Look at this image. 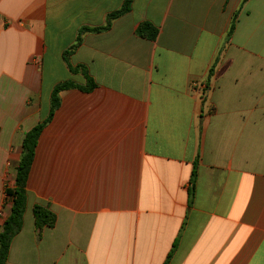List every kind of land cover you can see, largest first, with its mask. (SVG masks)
<instances>
[{"label": "crops", "instance_id": "0c3cea01", "mask_svg": "<svg viewBox=\"0 0 264 264\" xmlns=\"http://www.w3.org/2000/svg\"><path fill=\"white\" fill-rule=\"evenodd\" d=\"M125 3L0 0V230L43 125L7 264H264V0H131L84 31Z\"/></svg>", "mask_w": 264, "mask_h": 264}, {"label": "trees", "instance_id": "16d2710c", "mask_svg": "<svg viewBox=\"0 0 264 264\" xmlns=\"http://www.w3.org/2000/svg\"><path fill=\"white\" fill-rule=\"evenodd\" d=\"M131 0H126L125 7L111 14L108 18L107 25L102 28H85L84 31L100 32L107 30L111 26V22L121 16L122 14L129 11ZM232 30V29H231ZM138 34L150 40H153L157 36V29L149 23L142 24L138 29ZM81 38H79V43ZM78 68L72 69L73 72L77 71ZM73 87V84L66 82L58 85L52 96V107L51 115L54 110L59 107V93L60 91ZM95 83L90 79L88 89H93ZM87 89V90H88ZM43 128V125H38L26 134L23 140V154L21 160L16 168L15 184L12 188L6 189V195L12 199V209L10 216L4 222L0 230V264H7L9 258V251L11 243L14 237L21 231L23 226V216L27 207V180L29 171L33 162L35 148L39 134ZM33 216L35 226L39 232V235L45 228H53L57 222L55 213L48 207L43 205H35L33 207ZM174 247H176V242ZM170 258V256H169Z\"/></svg>", "mask_w": 264, "mask_h": 264}, {"label": "built area", "instance_id": "2783aa9c", "mask_svg": "<svg viewBox=\"0 0 264 264\" xmlns=\"http://www.w3.org/2000/svg\"><path fill=\"white\" fill-rule=\"evenodd\" d=\"M198 86H199V85L196 84V87H198ZM199 89H200L199 91L203 93V90L206 89V88H205L204 86L200 85V86H199Z\"/></svg>", "mask_w": 264, "mask_h": 264}]
</instances>
